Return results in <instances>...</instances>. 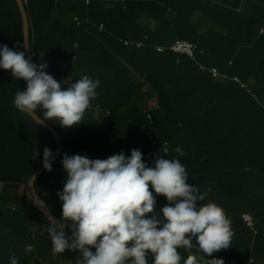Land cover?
Wrapping results in <instances>:
<instances>
[{"label":"trees","instance_id":"1","mask_svg":"<svg viewBox=\"0 0 264 264\" xmlns=\"http://www.w3.org/2000/svg\"><path fill=\"white\" fill-rule=\"evenodd\" d=\"M245 1L241 0L238 8L245 9ZM253 1L263 10L251 13L246 11L248 9L242 12L236 7L215 14L207 12L208 5H216L207 0L142 1L129 14L131 27L124 28L120 34L115 31L119 27H114L109 15L104 13V0H92L90 5L86 0H29L27 3L36 64L46 63V69L75 70L76 76L71 82H60L62 88L70 87L85 75L100 81L96 89L98 95L79 125L64 128L57 119L46 121L60 134L63 154L103 160L121 152L130 156L131 150L139 149L143 153V161L151 167L154 155L150 160L144 155L149 150L153 154H162L164 141L169 143V146H164L168 148L166 159L182 162L185 154L198 150L204 162L198 166L187 165L190 178L196 181L201 191L211 188L203 203L207 204L206 200L217 203L220 197L230 206L236 204L235 207H227L232 210L228 216L237 228V244L232 252L224 254L225 258H220L224 264H246L250 257L254 259L252 264H264V0ZM75 15L87 19L81 26L74 23L68 26L62 22L64 18ZM163 15L173 16L174 20L160 27L162 29L156 28V31L149 29L144 33L138 28L141 19L159 20ZM54 19L57 23L50 29L46 23ZM101 23L106 24L105 30L100 29ZM174 26L177 28L173 29ZM83 33L98 42L76 48L75 43L81 41ZM164 35L169 40L182 38L196 43L205 51L201 62L207 67H217L221 75L214 78L210 72H200L187 56L170 51L157 53L154 46L158 44L153 42ZM127 39L134 43L145 41V44L142 48L135 44L125 45ZM228 43L233 46L230 51L225 50L229 49ZM100 44L106 46L105 51ZM2 45L25 53L24 23L17 0H0ZM41 52L45 53L43 58L39 57ZM111 58L114 59L109 60ZM103 69L120 73L111 92L105 86L112 80L104 81ZM121 70L125 76L121 75ZM235 75L249 87L242 88L234 82ZM25 87L23 79L16 80L11 76V70L0 68V105L10 118L7 127L15 133L8 137L32 145L23 148L18 143L15 150L13 140L1 141L0 152L11 156L17 154L18 161H33L25 180L0 179L6 183L0 194V264H10L12 253L18 257V264H45L40 253L45 241L39 235L25 233L36 219H44L45 216L33 206L26 193L19 194L18 184H27L42 165L43 158L32 159L33 154L38 151L40 155L45 147L53 152L55 139L29 115L15 108V94L19 90L24 91ZM152 97L156 98L158 108L152 111L154 124L149 126L145 111ZM123 105L124 110H121ZM43 111L40 107L36 109L44 120ZM113 118L118 124L131 122L132 133L120 129L124 139L116 141V134L100 125L112 126ZM27 124L33 125L32 129ZM150 130L154 133V140L146 137ZM26 134H32L33 138ZM177 147L182 149L183 155L175 151ZM61 161L62 156L52 165L51 172L45 170L36 181L39 194L59 219L62 201L57 189L62 191L61 183L67 180V174L59 180ZM149 190L156 197V209L159 210L157 202L165 197L157 195L151 186ZM14 203L16 206L13 207ZM28 204L34 211L32 214L26 213ZM245 211L254 217L256 234L241 218ZM240 233L241 244L238 239ZM26 239L34 240L33 252L23 249ZM190 251L193 252L191 249L180 251L181 264L183 259L192 255ZM148 264H152L151 255Z\"/></svg>","mask_w":264,"mask_h":264},{"label":"clouds","instance_id":"2","mask_svg":"<svg viewBox=\"0 0 264 264\" xmlns=\"http://www.w3.org/2000/svg\"><path fill=\"white\" fill-rule=\"evenodd\" d=\"M24 2L27 6L29 0ZM86 3L90 5L92 0H86ZM56 14H59L58 10ZM86 19L75 15L62 21L81 26ZM99 27L105 30L106 24L101 23ZM176 41H186L195 45L197 49L194 58L172 50L171 46ZM124 44H135L142 48L145 41L134 43L127 39ZM75 47H80L79 41L75 43ZM159 47L164 50L158 51ZM154 50L157 53L170 51L179 56H187L200 72H210L214 78L221 75L217 67H207L201 62L200 58L205 55V51L187 39L177 38L167 45H155ZM25 54L26 50L25 53L16 52L6 45L0 46V68L11 70L14 79H23L27 84L26 90L16 92L13 100L15 108L21 113L33 114L40 107L44 110V121L57 119L64 128L79 125L85 111L92 107L91 102L98 95L96 89L100 81L85 75L70 87L62 88V84L45 71L48 67L46 63L42 62L39 65L31 63L27 56L25 58ZM44 55L45 53L41 52L39 57L43 58ZM213 68L217 69L216 76L212 72ZM71 80L72 78H69L68 81ZM233 81L242 88L249 87L237 75L233 77ZM144 88L147 89L146 86ZM96 108L98 109L99 105ZM157 108L156 98L152 97L148 101V110L145 111L149 126L154 124L152 111ZM121 110H124V105ZM43 124L41 121V125ZM146 137L154 140L152 130L146 132ZM164 146H169L168 141H164ZM164 146L161 149L162 154H153L149 150L144 155L147 160L154 155V165L151 167L143 161V153L139 149L131 150L130 156H125L121 152L103 160L89 159L82 155L68 156L62 151L61 162L67 173V180L64 182L63 190L57 193L62 201L61 219L57 217L59 221L51 219L50 222L44 218L50 224L48 234L53 253L78 252L82 259L78 260L77 264H148L150 255L152 264H181L180 251L191 249L193 252L190 251L189 254L192 255L183 259V264H224V260L220 258H225L224 254L235 249V245L231 244L233 235L231 228L237 231L234 222L228 216L232 213L227 207L230 203L224 198H221L224 200L221 205L207 200V204L203 203L207 193L202 192L198 186L187 183L190 173L178 159L164 158L168 155V148ZM174 149L183 155L180 147ZM53 152L47 147L43 150L42 165L49 172L52 171ZM82 154L85 155V151ZM38 156L39 152L36 151L32 159ZM60 170L58 169V174ZM29 182L25 184L23 192L18 184L19 194L26 193L33 204L30 199ZM150 186L157 195L165 197L157 202L160 212L155 210L156 197L149 190ZM35 191L51 210L36 189V183ZM235 205L233 203L231 206ZM33 206L37 208L34 204ZM225 206L226 214L223 211ZM51 212L53 213L52 210ZM241 218L256 234V224L251 213L245 211ZM65 229L70 232V236L66 235ZM37 235L42 237L41 234ZM93 248L95 252L92 251ZM223 249L227 250L221 251ZM25 251H33V246L26 245ZM213 255L217 258H209ZM253 262V257H250L246 264ZM10 264H18L15 253L10 256Z\"/></svg>","mask_w":264,"mask_h":264},{"label":"crops","instance_id":"3","mask_svg":"<svg viewBox=\"0 0 264 264\" xmlns=\"http://www.w3.org/2000/svg\"><path fill=\"white\" fill-rule=\"evenodd\" d=\"M142 1H148V0H125V1H119V2H114L113 0H104V2L106 3V6L104 7V13L109 15V18L111 19L112 23H114V27H119L118 29L116 28V33L120 34L122 33L123 29L125 28H129L131 27L130 25V15L131 13H133L136 4L140 3ZM207 1H212V0H207ZM213 3H215L216 5H208L207 7V12H214L215 14H221L224 10H232L235 9L236 7L238 8V6L241 5V0H214L212 1ZM245 9H248L246 11H249L251 13H255V11L259 10H263V8H261L259 5L255 4L253 0H246L245 2ZM245 9H240L238 8L239 11L244 12ZM254 10V11H253ZM171 11V10H170ZM171 13V12H169ZM169 19V20H166ZM174 17L173 16H169V15H163L159 20L157 19H153V18H147L145 17V19H141L140 22L138 23V28L143 29L142 31L144 33L147 32V30H151L154 29L155 31L159 28L162 29L160 27H164V25L168 24V21H173ZM63 23L67 24L68 26L70 25L68 22H64ZM57 23V20L54 19L51 22L46 23V25H49V28H53L54 25ZM160 24V25H159ZM45 25V26H46ZM157 28V29H156ZM177 28V26H174L173 29ZM65 29H63L64 31ZM149 30V31H150ZM62 31V32H63ZM156 33V32H155ZM81 37V41L80 43L82 44L80 46V48H83V46L88 45L89 43H97L98 40H91L86 34L83 33ZM92 38V37H91ZM174 41L167 39V36H159V38H157L156 43L158 45H167L170 42ZM99 46L103 47L104 51L106 49V46H104L103 44H100ZM229 49H226V51H230L232 50L231 48L233 46L230 45V43H228ZM224 49V47H223ZM101 55H104L102 51ZM229 53V52H228ZM233 53V52H232ZM231 53V54H232ZM100 60V58H98ZM114 58H111L109 60H113ZM45 71L50 74L55 80H58L59 83L60 82H65L67 83V81L69 80V78H73V76H76V74L74 72H72L71 70H53V69H45ZM122 76L124 75V71L121 70ZM74 73V74H73ZM103 73H104V81H109L112 80V82L109 85H106L105 87L108 88V92H111L114 90L115 88V82H116V78L118 76H120V73H113V72H109L107 69H103ZM128 73V72H127ZM80 74L77 73V76H79ZM127 111V110H125ZM97 115H100V113H98ZM115 116V115H114ZM128 119H131L132 117L127 116ZM106 117H103V119H105ZM15 120H17L18 118L15 117ZM10 118L6 115L5 113V109H3V106L0 105V142L1 141H14L15 144V150H17L18 148V143L23 147V148H28L29 146H32L31 144H29L27 141H23L21 139H12L10 137H8L11 134H15L14 132L10 131V129H12L11 127H7V123H9ZM131 123V122H130ZM116 124H118L115 120V118H113V125L112 126H106V123H102L100 125H103V128L107 127L110 131V133H115V139L116 141L118 140H123V134L120 132V129L126 130L128 133H132L131 131V127L129 124H127L126 122H121L118 124V126H115ZM28 128L33 127V125L31 124H27ZM118 132V134H117ZM27 137L33 138L32 134H26ZM17 152V151H16ZM42 153L39 155V159L41 160L43 158V150L41 151ZM18 156L17 154L15 156H11V155H4L0 152V179L1 180H25L27 178V176L29 175L31 168L33 166V161H18L17 160ZM181 164L186 168V171L189 170V167L187 164H195L196 166L201 165L202 162H204V158L201 156V154H198V150H195L194 152H191L189 154H185V156L183 157V160L181 159ZM186 161V162H185ZM15 162V163H13ZM148 166V164H147ZM62 172H60V176H59V180L61 181L62 179V175H66L67 173L65 172V170L63 169L62 166ZM48 180L46 179L45 182H47ZM44 182V183H45ZM62 184V189L64 187V183ZM189 185L192 186H198L199 189H201V187L196 183V181H194V179H192V177L189 179ZM4 183H0V191L2 190ZM21 190L23 192V190L25 189V183H21ZM57 191H59L57 189ZM202 192H206V197L208 198L210 193H211V188L208 190H202ZM224 200L221 199L219 197L217 203L219 205L222 204ZM204 202V201H203ZM233 205V204H231ZM27 214H32L34 211L31 209V206L28 204V206L26 207ZM225 210L224 213L226 214L225 211H227V207L225 206L224 208ZM157 210V209H156ZM157 212H160V210H157ZM50 224L46 221V219H36L28 228V230L25 232L26 234H41L42 236V240L45 241V244L42 245V248L40 250V253L42 256H44V259L46 261V264H73L75 262V260H77L78 257V252H72V251H65L62 254H56L53 253L52 251V245H51V238L48 234V228H49ZM231 231L233 233L232 237H231V244L236 245L237 244V231L236 230H232ZM32 236V235H31ZM234 238V239H233ZM238 239H239V244H241V234H238ZM32 245L33 246V251H34V240L29 241L26 239L25 243H24V247L23 249L25 250V246L26 245ZM227 249H223L221 251H226ZM31 251V252H33ZM93 252H95V249H92ZM219 251V252H221ZM23 252V250L21 251ZM30 253V252H28ZM2 255H6L5 252H2ZM209 258H217L215 257V255H213V257H209Z\"/></svg>","mask_w":264,"mask_h":264},{"label":"water","instance_id":"4","mask_svg":"<svg viewBox=\"0 0 264 264\" xmlns=\"http://www.w3.org/2000/svg\"><path fill=\"white\" fill-rule=\"evenodd\" d=\"M22 16H23V22H24V40H25V50H26V56L27 59L30 60L31 63L36 64L35 56L32 51L31 47V22H30V16L29 12L27 10V6L24 2V0H17ZM27 88V84L25 87V90ZM28 114V113H27ZM37 124L47 129L55 138L56 146L53 152V160L52 165L60 158L62 151H63V145L62 140L56 129L49 124L48 122L44 121L35 111L33 114H28ZM41 121L44 122L43 125H41ZM45 169L43 168V165L39 168V170L32 176L30 182H29V189L31 191L30 193V199L33 202V204L45 215V217L51 222V219H56L59 221V219L51 212V210L46 206V204L40 200L38 194L35 191V183L41 173H43ZM66 235H71L70 232L65 229ZM82 259V256L80 253H78V258L75 262L77 264L78 260Z\"/></svg>","mask_w":264,"mask_h":264},{"label":"built area","instance_id":"5","mask_svg":"<svg viewBox=\"0 0 264 264\" xmlns=\"http://www.w3.org/2000/svg\"><path fill=\"white\" fill-rule=\"evenodd\" d=\"M171 49L176 51V52H181L188 54L191 58H194L195 52H196V46L190 44L189 42L186 41H176L172 46ZM164 49L159 47L158 51H163ZM202 68V67H201ZM213 74L216 76L217 75V69L213 68L212 69ZM246 220L249 221V218L246 217Z\"/></svg>","mask_w":264,"mask_h":264},{"label":"rangeland","instance_id":"6","mask_svg":"<svg viewBox=\"0 0 264 264\" xmlns=\"http://www.w3.org/2000/svg\"><path fill=\"white\" fill-rule=\"evenodd\" d=\"M212 1H214V0H212ZM212 1H211V3H212ZM194 16H192V18H193ZM201 28H204V26H202L201 25ZM173 33H176V31L174 32V30H173ZM48 222V221H47Z\"/></svg>","mask_w":264,"mask_h":264}]
</instances>
